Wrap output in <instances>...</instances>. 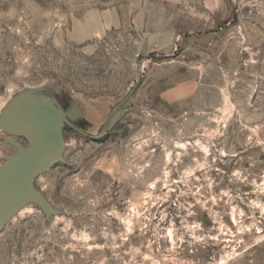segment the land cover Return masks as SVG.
<instances>
[{"label":"rangeland","instance_id":"1","mask_svg":"<svg viewBox=\"0 0 264 264\" xmlns=\"http://www.w3.org/2000/svg\"><path fill=\"white\" fill-rule=\"evenodd\" d=\"M25 89L83 135L0 264H264V0H0V110Z\"/></svg>","mask_w":264,"mask_h":264},{"label":"water","instance_id":"2","mask_svg":"<svg viewBox=\"0 0 264 264\" xmlns=\"http://www.w3.org/2000/svg\"><path fill=\"white\" fill-rule=\"evenodd\" d=\"M140 68V62L137 65ZM141 75H137V83ZM44 89H25L13 95L0 110V130L11 137L24 138L29 147L7 140L16 148L13 157L0 165V232L9 220L26 204H37L46 218L55 213L33 188L36 176L48 171L61 160L63 141L61 127L67 124L76 132H83L70 124L57 103L40 96ZM108 120L104 124L105 129Z\"/></svg>","mask_w":264,"mask_h":264},{"label":"crops","instance_id":"3","mask_svg":"<svg viewBox=\"0 0 264 264\" xmlns=\"http://www.w3.org/2000/svg\"><path fill=\"white\" fill-rule=\"evenodd\" d=\"M104 21L105 29L116 27L119 24L117 17L112 12H108L105 14Z\"/></svg>","mask_w":264,"mask_h":264}]
</instances>
